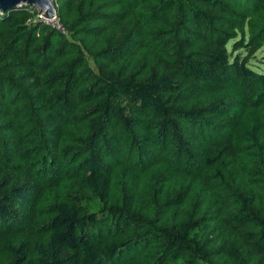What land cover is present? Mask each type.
Instances as JSON below:
<instances>
[{"label":"trees","instance_id":"obj_1","mask_svg":"<svg viewBox=\"0 0 264 264\" xmlns=\"http://www.w3.org/2000/svg\"><path fill=\"white\" fill-rule=\"evenodd\" d=\"M53 2L0 11V264H264V0Z\"/></svg>","mask_w":264,"mask_h":264},{"label":"water","instance_id":"obj_2","mask_svg":"<svg viewBox=\"0 0 264 264\" xmlns=\"http://www.w3.org/2000/svg\"><path fill=\"white\" fill-rule=\"evenodd\" d=\"M20 5L33 6L44 20L55 15L53 0H0V11Z\"/></svg>","mask_w":264,"mask_h":264},{"label":"rangeland","instance_id":"obj_3","mask_svg":"<svg viewBox=\"0 0 264 264\" xmlns=\"http://www.w3.org/2000/svg\"><path fill=\"white\" fill-rule=\"evenodd\" d=\"M249 64L257 71H264V44L252 50Z\"/></svg>","mask_w":264,"mask_h":264},{"label":"built area","instance_id":"obj_4","mask_svg":"<svg viewBox=\"0 0 264 264\" xmlns=\"http://www.w3.org/2000/svg\"><path fill=\"white\" fill-rule=\"evenodd\" d=\"M25 6H27L28 8L33 7V6H28V5H25ZM34 17H38V18H40L42 21H44V22L50 24L51 26H53V27L59 29L60 31H63V28H62V27L59 25V23L56 21L55 15H54V17L50 18L51 20H49V21H48V20H44V19L40 16V14L37 13V10H36V14H35Z\"/></svg>","mask_w":264,"mask_h":264},{"label":"bare ground","instance_id":"obj_5","mask_svg":"<svg viewBox=\"0 0 264 264\" xmlns=\"http://www.w3.org/2000/svg\"><path fill=\"white\" fill-rule=\"evenodd\" d=\"M46 20H48V21H49V20H51V19H46Z\"/></svg>","mask_w":264,"mask_h":264}]
</instances>
